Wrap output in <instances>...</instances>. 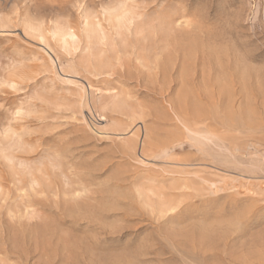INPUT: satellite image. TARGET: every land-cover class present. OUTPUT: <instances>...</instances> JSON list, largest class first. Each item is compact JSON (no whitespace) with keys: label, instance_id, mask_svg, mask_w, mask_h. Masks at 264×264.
I'll list each match as a JSON object with an SVG mask.
<instances>
[{"label":"rangeland","instance_id":"1","mask_svg":"<svg viewBox=\"0 0 264 264\" xmlns=\"http://www.w3.org/2000/svg\"><path fill=\"white\" fill-rule=\"evenodd\" d=\"M0 264H264V0H0Z\"/></svg>","mask_w":264,"mask_h":264},{"label":"bare ground","instance_id":"2","mask_svg":"<svg viewBox=\"0 0 264 264\" xmlns=\"http://www.w3.org/2000/svg\"><path fill=\"white\" fill-rule=\"evenodd\" d=\"M182 49V48H181ZM184 52V51H183ZM203 230H204V227H203ZM215 239V238H214ZM213 241V240H212ZM204 242V241H203ZM243 242H245V241H243ZM243 246V245H242Z\"/></svg>","mask_w":264,"mask_h":264}]
</instances>
